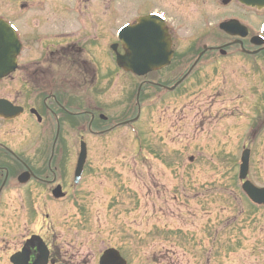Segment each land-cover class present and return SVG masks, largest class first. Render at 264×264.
Returning <instances> with one entry per match:
<instances>
[{
	"label": "rangeland",
	"instance_id": "1",
	"mask_svg": "<svg viewBox=\"0 0 264 264\" xmlns=\"http://www.w3.org/2000/svg\"><path fill=\"white\" fill-rule=\"evenodd\" d=\"M173 1L112 4L109 0V6L101 10L90 3V12L111 29L104 34L107 39L120 23L133 25L147 11L167 10ZM177 1L178 9L167 10L174 51L170 67L137 77L113 64V54H101L98 59L105 126L136 115L135 93L141 81L170 86L186 72L203 45L216 47L235 39L218 28L225 16L240 14L233 5L221 8L213 0ZM23 2L46 17L41 22L48 24L47 18L56 14L60 24L56 32L78 35L83 31L76 18H66V0L43 6L38 0H0V16L15 22L14 14ZM261 20L264 15L252 19L254 23ZM19 27L25 36L31 32L23 22ZM40 31L46 32V27ZM102 45L108 47L107 41ZM223 49V55L206 51L174 90L145 84L139 90L140 112L133 124L102 135L87 132L83 138L87 159L75 191L84 196L83 202L55 201L45 212H38L35 231L51 236L62 251L70 246L71 252L81 255L82 264H96L95 254L108 247L120 250L128 264H178L182 244L188 245L181 236L201 238L205 244L200 230L211 224L214 236L230 238V252L249 257L246 264H255L260 256L264 264V209L246 199L238 178L241 152L248 148L251 181L256 186L264 184V72L236 44ZM14 77L15 72L0 88L12 85ZM2 128L16 129L17 125L5 123ZM76 134L70 133V166L79 151V141L73 145ZM38 145L34 140L24 149L31 152ZM16 194L15 188L8 187L0 199V253L13 252L20 236ZM226 216L229 227H225Z\"/></svg>",
	"mask_w": 264,
	"mask_h": 264
},
{
	"label": "flooded vegetation",
	"instance_id": "2",
	"mask_svg": "<svg viewBox=\"0 0 264 264\" xmlns=\"http://www.w3.org/2000/svg\"><path fill=\"white\" fill-rule=\"evenodd\" d=\"M38 1L42 6L59 2V0ZM110 1L112 4L120 3V0ZM214 1L221 8L234 6L239 9L240 14L224 18H236L245 24L247 36L242 39L243 52L237 45L238 49L245 56L254 57L256 68L264 72V43L251 44L252 37L257 36L256 34L264 37V20L255 23L252 21L254 17L264 15V0ZM66 2L69 4L67 6L64 3L66 18L68 20L71 17L76 18L79 30L83 29L78 35L56 32L60 26L56 14L52 18H47L48 24L46 21L41 22L46 17L33 11L24 2L22 3L24 5H19L17 15L14 14L13 24L20 48L16 57L14 83L0 88V112H5L9 108H17L19 112L11 119L0 117L2 122L0 124V199L8 187L15 188L17 194L14 205L16 204L18 217L16 224L17 227H21V232L15 250L9 254L0 253V264H13L11 257L19 253L25 257V261L18 264H82L81 255L71 252L70 246L62 251L55 245L51 236L49 237L45 232L35 231V218L38 212H45L55 201H71L77 204L83 202L81 198L84 196L75 192L81 179L78 183L73 182L77 159L73 162V166L69 165L70 159H67L70 154V133L72 131L77 133L73 139L75 146L77 140L79 142L84 140L87 132L100 135L115 129L119 123L104 125L107 116L102 114V80L98 74L100 65L98 59L101 54L106 56L113 54L115 59L112 62L118 67L116 52L123 53V45L117 39V32L123 25L132 22L124 21L112 28L108 38L105 39L104 34L111 29L107 24L100 22V17L93 18L90 3H95L101 10L109 6V0H77L71 3L66 0ZM70 4L72 9L69 8ZM170 5L167 10L172 12L173 9L179 8V1L174 0ZM167 10L152 9L147 11L146 15L157 14L168 19ZM102 12L106 13L103 10ZM0 17L4 18V16ZM21 17L26 19L22 21L19 19ZM22 22L31 28V32L26 36L19 27ZM41 27H46V32H41ZM46 33H50L52 37H47L49 35ZM104 41H107L108 47L102 45ZM103 48H106L104 51L108 53L104 52ZM253 52L255 53L252 54ZM9 76L2 78L0 83L7 81ZM143 82L155 87L161 85L147 80ZM11 122H15L16 129L2 128L3 124ZM34 140L39 141L38 147L33 148V151L30 148L31 152L26 151L24 145ZM40 142L43 145L40 146ZM251 168L249 157L246 178L250 181ZM259 171H262L261 167ZM56 186L60 187L64 196L55 198L52 195V190ZM254 206L264 209V205ZM47 218L48 213L45 214L44 220ZM225 218H227L225 227H229V216ZM28 227L34 229L30 231ZM212 228L211 224L201 227L205 244H202L201 238L181 236V240L188 245L182 244L183 251L178 264H246L247 256L230 252V238L214 236ZM101 256L102 251L99 255L95 254L96 264H100ZM255 264H261L260 256Z\"/></svg>",
	"mask_w": 264,
	"mask_h": 264
},
{
	"label": "water",
	"instance_id": "3",
	"mask_svg": "<svg viewBox=\"0 0 264 264\" xmlns=\"http://www.w3.org/2000/svg\"><path fill=\"white\" fill-rule=\"evenodd\" d=\"M220 28L227 33L238 36H245V27L240 25L237 20H230L220 24ZM119 38L121 39L125 53L117 54L116 61L119 67L124 70L131 71L138 76L157 70L169 63L172 54L170 36L164 23L155 18V16H146L137 21V23L126 26ZM256 44H260L258 39L254 40ZM240 42V41H234ZM19 49L15 31L7 22L0 19V79L16 67V55ZM211 47H203L202 52L190 68L194 67L203 52ZM222 54L223 50L220 51ZM189 70V71H190ZM188 71V72H189ZM184 75L168 90L174 89L185 77ZM138 97V95H137ZM19 110L9 109L4 114L5 117L15 116ZM136 119V118H135ZM133 119V120H135ZM86 159V145L82 141L80 144V152L78 157L77 168L75 171V181L80 177L83 164ZM249 150H244L241 155V163L239 167V177L243 179L248 170ZM23 177V176H22ZM247 196L255 203L264 204V188H257L249 181H245L242 185ZM57 196V193L54 192ZM11 261L14 264L25 261V257L20 254L13 255ZM100 264H126L125 260L120 256L119 252L113 248L104 251L100 258Z\"/></svg>",
	"mask_w": 264,
	"mask_h": 264
}]
</instances>
